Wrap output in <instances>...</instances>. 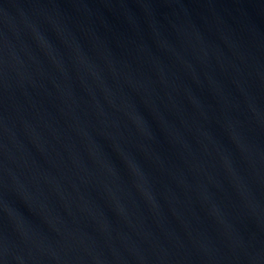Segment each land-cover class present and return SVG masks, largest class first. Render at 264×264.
<instances>
[{"label": "water", "instance_id": "water-1", "mask_svg": "<svg viewBox=\"0 0 264 264\" xmlns=\"http://www.w3.org/2000/svg\"><path fill=\"white\" fill-rule=\"evenodd\" d=\"M0 264H264V0H0Z\"/></svg>", "mask_w": 264, "mask_h": 264}]
</instances>
